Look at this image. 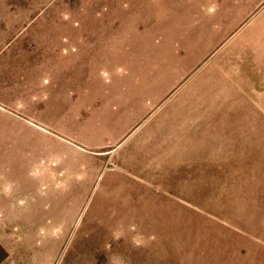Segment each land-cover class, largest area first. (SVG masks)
Wrapping results in <instances>:
<instances>
[{
    "label": "rangeland",
    "instance_id": "obj_1",
    "mask_svg": "<svg viewBox=\"0 0 264 264\" xmlns=\"http://www.w3.org/2000/svg\"><path fill=\"white\" fill-rule=\"evenodd\" d=\"M0 264H264V0H0Z\"/></svg>",
    "mask_w": 264,
    "mask_h": 264
}]
</instances>
